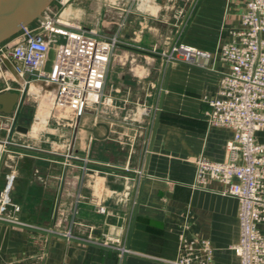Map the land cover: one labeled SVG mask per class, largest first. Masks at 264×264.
Here are the masks:
<instances>
[{"label": "crops", "instance_id": "0c3cea01", "mask_svg": "<svg viewBox=\"0 0 264 264\" xmlns=\"http://www.w3.org/2000/svg\"><path fill=\"white\" fill-rule=\"evenodd\" d=\"M88 2L100 13L101 0H80L75 17L84 18ZM245 2L108 0L120 17L116 33L118 27L126 31L121 40L118 34L117 47L124 50L118 57L132 80L110 89L106 80L104 101L78 119L54 104L50 84L32 80L24 88L8 71L0 74V92L20 95L18 114L0 112V190L12 177L9 196L19 207L8 209L17 221L0 219V264H121L114 248L126 245L139 188L124 264H171L183 233L208 240L214 264H240L232 249L240 235L236 198L223 195L217 181L191 187L199 155L226 159L225 143L233 131L207 124L204 101L226 73L225 63L213 55L206 66L181 60L171 65L150 151L148 141L167 68L161 54L178 40L214 53L241 28ZM70 15L68 9L61 16L70 20ZM120 75L124 80L123 71ZM33 83L37 90H29ZM25 92L34 100L41 97L39 103L29 105ZM40 109L46 117L68 112L75 120L51 125L47 132ZM18 124L27 132L18 131ZM255 138L264 143V128ZM115 238L119 242L112 247L101 243Z\"/></svg>", "mask_w": 264, "mask_h": 264}, {"label": "built area", "instance_id": "2783aa9c", "mask_svg": "<svg viewBox=\"0 0 264 264\" xmlns=\"http://www.w3.org/2000/svg\"><path fill=\"white\" fill-rule=\"evenodd\" d=\"M245 4L241 28L231 31L233 39L218 45L214 53L178 40L161 55L167 61L173 58L191 66H206L215 55L227 67L216 91L204 97L207 124L233 131L225 143L226 159L214 162L199 155L191 187L199 189L217 181L223 195L236 198L240 235L232 249L240 264H264V229L259 227L264 224V143L255 138V132L264 128V0H246ZM119 43L116 32L107 35L45 10L36 27H22L0 45V55L11 61L25 85L32 80L52 85L54 104L78 119L104 101L106 74ZM0 68L7 71L1 60ZM12 181L10 177L0 190V212L7 213L0 214V219L9 222L17 219L10 217L8 209L11 213L19 210L9 196ZM118 242L115 238L101 243L112 247ZM178 243V254L171 264H214L208 240L188 239L183 233ZM114 249L120 257L126 251L124 244Z\"/></svg>", "mask_w": 264, "mask_h": 264}, {"label": "water", "instance_id": "95a60500", "mask_svg": "<svg viewBox=\"0 0 264 264\" xmlns=\"http://www.w3.org/2000/svg\"><path fill=\"white\" fill-rule=\"evenodd\" d=\"M50 1L51 0H0V45L9 42V40H11L19 33L22 27L30 26L36 20H42L43 13L46 10L47 6L49 5ZM161 57H163V59L167 61L166 57L164 56ZM0 60L3 62L5 68L12 75V77L15 78L16 81H18V83L20 85H23V87L25 88L23 80L19 78L18 75L16 74L11 61H8L7 58H5L3 55H0ZM177 62L178 61L173 58H170L167 61L165 77L161 85V89H160L161 93L156 107L157 111L153 120V124H152L153 127L148 141L149 142L148 151L151 150V146L153 143L152 140L157 127L156 124L161 110L160 107L162 103V98L165 93L166 83L169 76L168 72L170 70L171 65ZM51 87L53 86L51 85ZM19 102H20V95L18 94V92L16 91L0 92V112H3L4 114H11V110ZM16 129L21 132H27V128L19 124L16 126ZM141 185L142 184H140V187ZM140 189L141 188H139L138 190L136 204L133 209L134 212L132 214L131 222L129 225L130 229L125 242L126 251H124L121 256V260H120L121 264L125 263V258L129 254V245H130L129 241L133 229V223L135 221V217L137 213L136 208L141 194Z\"/></svg>", "mask_w": 264, "mask_h": 264}, {"label": "rangeland", "instance_id": "374dc122", "mask_svg": "<svg viewBox=\"0 0 264 264\" xmlns=\"http://www.w3.org/2000/svg\"><path fill=\"white\" fill-rule=\"evenodd\" d=\"M66 1V3L61 4L60 2H64ZM77 1L79 2L80 0H51L49 5L46 8L47 12H57L58 14H61L62 16L65 13V10L70 9L71 10V15L68 16V18L71 20H73V22H78L82 25L91 27V28H97L101 31V33H105L107 35H110L111 33L116 32V28L118 26V22L120 20L119 14L117 12H115V10L108 8V0H101V6H100V13L95 12L98 8L94 6L93 4V8L91 6V3H87V8H89V10L87 12L84 11V18H82V15L79 17H75L74 14H76L75 11V7H76V3ZM95 8V9H94ZM82 12V11H81ZM98 16V17H97ZM91 17V18H90ZM39 23V20L34 21L30 26L31 27H36ZM120 29L119 31V39L122 38L123 33H125L126 31L124 30L125 28L122 29V27H118ZM121 40V39H120ZM121 51H124L123 48L120 47H115L114 48V56L112 57V61H111V67L107 73L108 77H107V87L106 89H110L111 87L116 86L117 82H120L121 84L127 85L128 82H131L132 77L131 75H128L130 72L127 65L125 66H120L119 63V57L118 55L121 53ZM123 71L124 75H126L125 79L122 80L121 79V75L120 73ZM0 74L3 75L4 74V68H0ZM2 77V76H1ZM0 77V78H1ZM123 85V86H124ZM16 85H13V88H17L15 87ZM26 95V99L27 97L29 98L28 104L29 105H33L35 106L36 104L39 103V99L41 97H39L38 100H34L32 98L31 95L28 94V92H25ZM24 93V94H25ZM25 102V105H28ZM16 109V112L18 114V107L13 108L11 110L14 111ZM52 110V109H51ZM62 112V111H61ZM52 114V113H51ZM11 114H7V116H10ZM75 119H71V115L68 113H61V116L59 118L54 117L53 115H49L48 117L45 118V123L42 124L44 127V130L46 129V131L48 132L50 130V126H54L58 123V125H64L66 124V122L73 124ZM3 124L6 123L8 124V120L3 119L2 120ZM16 123V122H15ZM41 125V126H42ZM44 132L43 134L47 133ZM102 151V150H101Z\"/></svg>", "mask_w": 264, "mask_h": 264}, {"label": "bare ground", "instance_id": "6f19581e", "mask_svg": "<svg viewBox=\"0 0 264 264\" xmlns=\"http://www.w3.org/2000/svg\"><path fill=\"white\" fill-rule=\"evenodd\" d=\"M122 3V2H121ZM97 4V3H96ZM121 11V10H120ZM119 11V12H120ZM98 17V16H97ZM91 18V17H90ZM30 82H32V81H30ZM37 87H38V85H36L35 83H33V84H31L30 86H29V90H37ZM38 90H40V89H38ZM49 95H51V93L49 94ZM44 96V95H43ZM47 96V95H46ZM48 98V97H47ZM52 98V97H51ZM46 100V99H45ZM48 100V99H47ZM49 100H50V98H49ZM50 102V101H49ZM48 102V103H49ZM51 107V106H50ZM42 109H40L39 110V120H40V125H42V124H44L45 123V118H46V114H47V111H41ZM68 113V112H67ZM37 120V119H36ZM37 125H38V123L37 124H35L34 123V125H33V128L34 129H36L37 128ZM39 128V127H38Z\"/></svg>", "mask_w": 264, "mask_h": 264}, {"label": "flooded vegetation", "instance_id": "af4514ba", "mask_svg": "<svg viewBox=\"0 0 264 264\" xmlns=\"http://www.w3.org/2000/svg\"><path fill=\"white\" fill-rule=\"evenodd\" d=\"M18 116V115H17Z\"/></svg>", "mask_w": 264, "mask_h": 264}]
</instances>
